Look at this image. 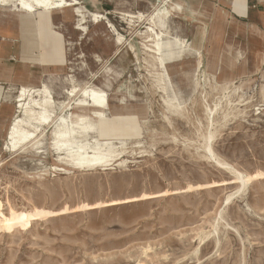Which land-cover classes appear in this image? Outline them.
I'll use <instances>...</instances> for the list:
<instances>
[{
  "label": "rangeland",
  "instance_id": "rangeland-1",
  "mask_svg": "<svg viewBox=\"0 0 264 264\" xmlns=\"http://www.w3.org/2000/svg\"><path fill=\"white\" fill-rule=\"evenodd\" d=\"M79 1L106 15L116 32L107 30L106 21L76 30L72 8L44 14L64 40V62L47 68L53 75L50 80L44 78L39 50L33 56L39 63L22 60L27 37L23 32L36 35L43 14L26 22L0 16V89L6 96L12 86L19 89L35 79L40 87L48 79L56 101L73 87L79 94L90 87L105 91L112 108L124 99L132 114H109L100 125L105 135L124 144L117 141L119 160L106 170L77 172L53 155L4 150L9 125L18 113L15 103L1 100L0 264H264L260 21L234 14L228 22L220 19L215 29L222 41L218 45L215 40L212 47L208 39L216 10L220 17L227 16L230 0H221L225 7L217 6L208 19L195 16L193 9L202 1L211 8L219 0H172L181 9L168 20L166 35L187 40L193 51L168 38L165 47L176 52L161 70L151 51L148 23L131 26L114 14L140 10H121L117 0ZM161 4L162 0L154 5ZM201 23L209 31L203 49L198 44ZM118 34L124 38L122 45ZM230 36L243 52L240 58L232 56L237 67L227 65L216 79L205 82L206 74L218 71ZM160 49L164 50L162 42ZM200 51L204 68L196 54ZM159 70L167 91L157 82ZM166 101L179 111H169ZM64 111L57 114H71ZM51 132L49 128V138ZM209 133L214 135L211 141ZM207 142L215 158L207 152ZM236 171L245 176L246 187Z\"/></svg>",
  "mask_w": 264,
  "mask_h": 264
},
{
  "label": "bare ground",
  "instance_id": "bare-ground-1",
  "mask_svg": "<svg viewBox=\"0 0 264 264\" xmlns=\"http://www.w3.org/2000/svg\"><path fill=\"white\" fill-rule=\"evenodd\" d=\"M171 3L172 0H162L161 5H158L148 13L141 11L138 13H114L131 26L137 22L148 23L147 33L153 36L151 37L153 43L151 51L155 55L156 66L161 70L164 68L166 59L170 58L173 52H176V49L172 47H165L167 40L170 39L175 42L176 46L181 49L185 47L193 51L191 44L187 40L176 36L172 38L166 35L165 27L168 29V20L171 16H174L170 9ZM66 8H72L75 12L76 24L79 29L83 26L88 28V23L98 25L106 21L107 30L109 32H116V27L108 21L106 15L89 12L76 0H0V16L9 17L11 21L15 17L19 21L24 19L26 22L34 18L38 10L58 12ZM156 28H159L157 32H155ZM23 34H26L28 37L27 32H23ZM123 41L124 38L118 34L117 43L122 45ZM160 42L164 45L162 52ZM196 54L200 58V67L204 68L205 61L202 52H196ZM230 62V55L224 51L218 62V71L206 74L205 82L216 79L219 73L222 74L225 66L230 65ZM51 77H53L52 73L44 69V78L50 80ZM48 79L46 80L48 81ZM46 80H42V86L40 87L36 85L38 80L35 79H32L28 86H22L19 89L16 86L11 87L6 98L16 104V113L18 114L15 115L10 124L7 140L3 147L4 150L15 151L20 154L27 153L32 156H36L37 154L45 157L53 155L54 157L56 156L58 162L75 172L106 170L113 163L117 162L120 153H118L119 150L115 147V144H117V141H121L124 144L122 142L124 140H112L113 138L109 137L110 135H105L100 125L108 118L109 114H132L128 111L129 105L126 104L125 100L120 101L119 106L112 108L108 94L105 91L90 87V89H85L79 94L77 88L73 87L66 92V98L56 101L53 94L49 91ZM157 82L165 84L164 74L160 70L157 74ZM162 89L163 91H167L166 84ZM16 91H18V94ZM2 95V90L0 89V99ZM78 96H80V99H77ZM124 103L126 106H121ZM166 104L169 111H179V107L172 101H166ZM59 110H62V112L70 110L71 114L68 116L58 115L57 111ZM208 110L210 109L208 108ZM49 128L52 129L50 138L48 134ZM209 134V140L211 141L214 135H212L213 133ZM206 150L215 158L208 142ZM217 164L221 167L227 166L220 160H217ZM228 169L233 171L231 170L233 168L228 167ZM235 174L237 180L242 184V188L246 187L247 181L245 176L237 171ZM241 191H244V189ZM230 200V197H228L227 203Z\"/></svg>",
  "mask_w": 264,
  "mask_h": 264
},
{
  "label": "crops",
  "instance_id": "crops-1",
  "mask_svg": "<svg viewBox=\"0 0 264 264\" xmlns=\"http://www.w3.org/2000/svg\"><path fill=\"white\" fill-rule=\"evenodd\" d=\"M76 1H78L80 3V5H82V3L79 0H76ZM160 1L161 0H117L116 3L121 10H125L127 8L129 9L130 7L133 6V7L137 8L138 10H140L141 12L148 13V12H151L155 8V5H154L155 2H160ZM230 2H231V3H229L230 5L226 6V7H229L228 9H230L229 11H227L228 15L222 16L225 14H224V12L223 13L221 12L222 17H220V11L216 10L217 6L222 7L225 5L224 4L225 2L222 3L221 0H219V2H217L216 4H213L211 8L207 4H205L204 1H202V3L198 6V8L193 9V12L195 13L194 15L197 17H200V19H206V18L208 19L210 17V14L215 12V10L218 12V15L215 16L216 18H215L214 24L212 26V30L209 34L210 35V37L208 39V43H209L208 45L209 46L211 45L213 47L215 45V43H214L215 40H216L217 44L222 41V39H221L222 36L220 35V31L218 32L215 29L217 27L216 24H217V22H219L218 23L219 25L222 24V22L220 23V21H221L220 19H222L223 21L226 20L228 22L229 18H230L229 16L232 14H234L236 17H238L240 19L249 20L250 22L260 21L262 27L264 28V0H230ZM221 4H222V6H221ZM109 5H111L110 2H109ZM82 6L85 7L84 5H82ZM66 9L58 11V12H52V11L50 12V11H44V10H38L36 12L35 16L38 13H41L43 15H39V18H38L39 26H38V29L36 30L37 31L36 35L34 33L31 37H24L26 50H25V56L22 59L23 61H25V62L30 61L31 63L32 62L33 63H39V59L36 57H33L35 55L34 52L37 49V50H39L38 55L42 58V62H41L42 67L47 69L48 67H51V66L60 65L61 63L63 64V62H64L63 61V59H64V55H63V42H64V40L62 38V34L55 31L53 29V27H51V25H50L51 22H50L49 18L47 16H45L44 14H46V15L47 14H58V13L64 12ZM170 9H171V12L175 16L177 14L176 11H179L181 9V7L178 5L176 7H174L173 4L171 3ZM88 11L92 12L90 10H88ZM115 12H120V11H114V13ZM95 13H98V12H95ZM122 13H124V12H122ZM74 14H75V12H74ZM75 17H76V14H75ZM213 17L214 16H212V18ZM35 22L37 25V21H35ZM203 26H205V25L203 23H201V28H202L201 33H200L201 37H200V41H198V44H199V46H202L201 47L202 49H203L202 44H204L207 41L208 33H209L208 28L207 29H206V27L203 28ZM233 27H235V26H233ZM75 29L80 31V29L78 28V26L76 24V18H75ZM231 30H232L231 35H233V34H236V31L238 30V28H235L234 30L231 29ZM58 35H59V37H61L60 39H59ZM239 49L242 50L240 47H237V44L234 41V37L232 38V36H230L228 42L225 44V46L223 48V52L225 51L230 55V61H231L230 66L235 65L237 67V60L235 61L232 58V56L235 54L236 56L238 55L240 58L241 55H243V52L239 51ZM59 55H60V57H58ZM20 58H21V56H20ZM262 58L264 61V53L262 54ZM6 97H7V95L4 96V94H3L1 96L0 101L2 100L5 102L13 103L11 100H8ZM1 106L2 105H0V107ZM14 117H13V119H14ZM9 127H10V125H9ZM8 131H9V128H8Z\"/></svg>",
  "mask_w": 264,
  "mask_h": 264
}]
</instances>
